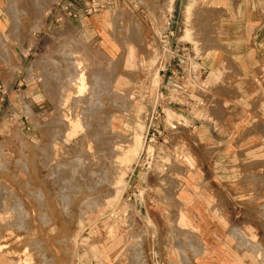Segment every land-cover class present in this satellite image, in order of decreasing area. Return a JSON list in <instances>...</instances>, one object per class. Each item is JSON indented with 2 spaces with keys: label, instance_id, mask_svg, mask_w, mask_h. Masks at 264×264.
Returning <instances> with one entry per match:
<instances>
[{
  "label": "rangeland",
  "instance_id": "obj_1",
  "mask_svg": "<svg viewBox=\"0 0 264 264\" xmlns=\"http://www.w3.org/2000/svg\"><path fill=\"white\" fill-rule=\"evenodd\" d=\"M213 1L0 0V74L16 75L0 111V263L264 264V141L220 157L223 142L167 122L170 99L216 124L232 86L263 91L264 66L255 82L227 63L230 12ZM73 59L94 95L68 83ZM238 100L261 105L240 109L263 133L264 96Z\"/></svg>",
  "mask_w": 264,
  "mask_h": 264
},
{
  "label": "crops",
  "instance_id": "obj_2",
  "mask_svg": "<svg viewBox=\"0 0 264 264\" xmlns=\"http://www.w3.org/2000/svg\"><path fill=\"white\" fill-rule=\"evenodd\" d=\"M228 1L229 0L213 1L216 8H224L226 6L230 12V32L233 39H231L230 49L227 56L229 62L227 63L237 65L243 73L247 74L248 80L250 79L256 82V79L259 77V74L257 73L258 67L264 66V0H231V5L227 3ZM11 32V25L7 23L6 15L2 12V10H0V41H6V38H8ZM187 36H189L188 33ZM29 40L27 42H30ZM204 63L203 68H205L204 65L207 64V61ZM174 76H171L170 78L175 79ZM15 79V71H11L5 76L0 74V111L1 108L8 107H6V100L10 104L9 108H15V105H13L15 98L11 100V97L14 95L12 83ZM227 79H229L232 83L237 80V78L235 79L233 76ZM262 87L263 91H257L254 88L251 89V85H247L246 94L241 95L239 94L238 87L234 88V86H232L230 92L227 93V96H231L230 98L238 97V99L241 96L255 97V95L258 96L259 94L264 96V85H262ZM252 92H254V95H252ZM168 96L172 98L171 94ZM183 96L187 97L186 92L183 93ZM238 99L236 101L231 99L232 102L230 103V107L222 106V108H234V114L232 112L233 115L230 114L229 116L223 117L221 121L216 124L210 120V123H206L205 120L198 114L197 110H193L190 106H187V104H180L178 102L176 104V102L171 99L168 100V103L173 102V106H169L168 108L170 109L166 110V113L169 111L182 117L183 120L189 124V127L199 129L202 132L201 134L204 133V136L207 137L208 140L223 142L219 150L213 153L215 156L249 155L251 152L253 153L255 150L257 151L254 144L248 145L245 149L239 147L243 146V142L251 144V141H264V131L263 133L252 131L251 127L256 124L255 119L246 115V113L242 112V109L240 108H258L261 107V105H255L252 101L241 102L240 104ZM176 105H180L179 107H181V109H176ZM262 108H264V105H262ZM235 144H237V147H234ZM260 151L264 156V149H260L259 152ZM211 152V150L208 151V154ZM222 171V165L212 166L211 174L215 175H211V178L208 179L209 182L214 179V194L212 195L215 196L216 199L221 198L224 193ZM208 195H210V193ZM195 211L199 216L201 215L200 209L195 208ZM199 220L201 222L203 219L200 218ZM208 237L210 236L206 234L205 240ZM208 248L211 247L208 246Z\"/></svg>",
  "mask_w": 264,
  "mask_h": 264
},
{
  "label": "bare ground",
  "instance_id": "obj_3",
  "mask_svg": "<svg viewBox=\"0 0 264 264\" xmlns=\"http://www.w3.org/2000/svg\"><path fill=\"white\" fill-rule=\"evenodd\" d=\"M170 1V0H168ZM84 54L87 56V58L93 63V65H97L99 62L93 57V55L91 56L90 53H88L87 51L84 52ZM68 64V63H67ZM83 64H84V61L83 60H79V59H73L72 62H70V66L68 65L67 68L68 71H67V77H68V83H70L71 81L73 80H76L77 81V86L75 87V91H79L78 89L81 87L82 90L84 89H87V90H84V91H88L90 92L89 95H92L93 93V89H89L88 86H87V81L85 80L84 78V74H83ZM95 78V77H94ZM96 79V78H95ZM96 82V81H95ZM94 86V84H93ZM92 86V87H93ZM91 88V87H90ZM94 88V87H93ZM94 95V94H93ZM166 116L168 118V122H172V120L176 119L177 116H175L173 113L171 112H167L166 113ZM178 119V118H177ZM76 128H74L73 132L75 133L77 130V127L76 124H74ZM76 129V130H75ZM135 138H139V135H137ZM137 141V140H136ZM139 141V140H138ZM139 143V142H138ZM138 145V144H137ZM134 147H137V146H134ZM135 152V148H131L128 150L127 152V156H126V159H125V164L128 163V161L130 160V157L131 155H133ZM130 164V163H129ZM165 176V175H164ZM120 187V186H119ZM118 188V187H117ZM116 191V190H115ZM115 198V197H114Z\"/></svg>",
  "mask_w": 264,
  "mask_h": 264
},
{
  "label": "built area",
  "instance_id": "obj_4",
  "mask_svg": "<svg viewBox=\"0 0 264 264\" xmlns=\"http://www.w3.org/2000/svg\"><path fill=\"white\" fill-rule=\"evenodd\" d=\"M96 5H98V4L95 3V2H93L90 8H92L93 10H95L94 8H96Z\"/></svg>",
  "mask_w": 264,
  "mask_h": 264
}]
</instances>
